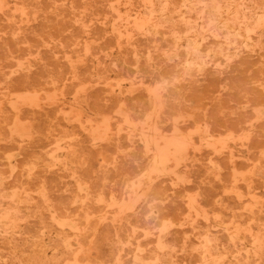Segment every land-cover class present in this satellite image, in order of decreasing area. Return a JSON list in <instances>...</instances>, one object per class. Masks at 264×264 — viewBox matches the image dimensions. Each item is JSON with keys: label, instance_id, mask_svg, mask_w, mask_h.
Instances as JSON below:
<instances>
[{"label": "rangeland", "instance_id": "374dc122", "mask_svg": "<svg viewBox=\"0 0 264 264\" xmlns=\"http://www.w3.org/2000/svg\"><path fill=\"white\" fill-rule=\"evenodd\" d=\"M0 264H264V0H0Z\"/></svg>", "mask_w": 264, "mask_h": 264}]
</instances>
